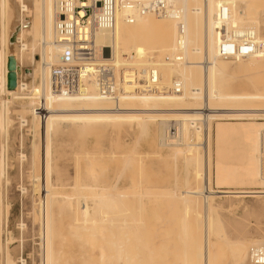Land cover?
Returning a JSON list of instances; mask_svg holds the SVG:
<instances>
[{"label":"bare ground","instance_id":"1","mask_svg":"<svg viewBox=\"0 0 264 264\" xmlns=\"http://www.w3.org/2000/svg\"><path fill=\"white\" fill-rule=\"evenodd\" d=\"M123 1L126 0H117L119 8L114 29L111 31H98L94 36L96 46L95 66L114 67L118 85L122 89L118 99L112 101L100 99L96 96L97 88L94 85V81L97 74L95 70H91L87 76L81 79L82 88L88 92L86 96L57 94L51 89L50 78L52 69L54 67H59L62 53V47L56 43L54 33L55 0H0V264H8L10 256V232L7 227L9 205L6 194L9 177L7 169L9 153L7 137L10 124V105L15 101L20 102L22 105L20 106L22 111H19V113H22L18 115V127L19 130L21 129L22 131L20 134L24 133L25 136H32L33 138V141L31 140L32 144L30 142L33 151V160L31 161L28 172H26L27 178L30 181H34L36 139L39 133L40 135L38 136H41V139L38 138V141L41 140V143H39L41 147L38 146V148H41L40 151L42 155V159H40L42 161V168L40 167L41 173L39 172L41 175L42 199L40 201V219H38L40 223L39 230L41 232V264H59L60 262L58 257L62 251H54L52 242L56 236L58 237L56 233H59V230L58 232L53 230L57 225V220L58 223L60 221L62 224L63 221L65 222V217L68 214L67 217L71 219H66L68 223L71 221L68 228L73 227L74 229L75 227L76 230V227H78L80 228L78 230H82V234H87L89 230L91 231L92 227H101H97L96 225L101 223L99 221L101 218L103 228V222L109 223V225L117 224L118 221L121 220L126 222L125 218L122 219L123 215L122 217L120 216L121 211L125 210L126 207V205L125 207L124 205L121 207V205L124 204L122 200H126L128 196V198H131L133 195H136V197L133 196V198L141 196H137L133 189L127 192L128 188L125 192L117 189L113 191L115 189L114 187L104 185H79L76 179L75 182L73 179V184H68L67 182L65 184L64 182L61 183L62 177L60 176L61 180L58 177V168H54V162L56 163V161H58L57 156H54V154L57 155L56 148H59L61 144L58 141V145V143H55V140H58V137L60 140V137L64 134L72 136L73 134H77V137L85 134H89L88 136H90L91 133L97 131L100 137V132H108L111 136L115 135L118 137L124 131L139 134L138 136L154 135V139L157 140V147L162 150L165 149L166 151L164 157L159 154L160 151L159 153H155V155H157L155 156L156 160H168L169 162L180 161L182 163L183 168H185L187 172L185 189L181 190L182 188L180 189V187L176 189L177 186L175 184L176 188L163 189V191H158L155 195L153 192L152 194L154 196L149 194L150 192L148 193V191L145 192L154 197L156 201L157 198H162L161 200L164 199V203L166 202L165 198H167V200H169L168 198L175 199L181 204L185 217L188 218L186 219L188 225L190 220H192V228L190 225L187 228L188 230L185 229L187 234L192 232L191 235H187L184 232L185 230L183 231L185 235H183L184 238L181 239V242H183L182 240L184 239L186 242L188 240V246L186 247V245L183 244L186 250H183L184 255L182 257L180 256L181 254H178L181 251V243L179 246L177 245L180 249L175 248L177 251L180 250L179 252H175L174 246H171L170 249L167 248V245V247L164 246L165 248L162 247L163 249H167L164 251H174L173 253L176 256H174V258L179 260L181 257L184 261L183 264H218L221 247L216 243L220 241L214 243L212 238L214 234H218L220 227V222L213 216V213H215V199H263L261 201V208L264 210V89L261 87L254 88L253 86H251L252 90L250 91L241 89L240 81L246 79V76L243 77L242 73L247 71L246 68L249 67L246 66V70H244V65L240 66L241 63H237L240 56L242 58L245 57L241 55L244 51L243 48H239L240 46L234 47L232 45L233 43H231V39L235 35V32H237L236 34L239 36V34L241 35L240 32L246 31L244 28H238L241 24H239V21L241 22L246 19L244 16L246 13L244 11L246 9L243 11L244 14L241 12L243 9H240L241 11L238 10L243 7L245 3L238 2L242 0H165L169 7V13L159 16L156 14L141 15L136 10L127 9L123 6L120 7V3ZM255 1H253V6L251 7L253 10L254 7H256L258 13L255 19L253 18L254 23H252V26H255V23L260 24L264 22V7H262L264 4L262 5V0ZM254 3H258L259 7L257 8V5L254 6ZM234 11L238 14V16L235 15V19L233 18ZM221 14L227 18L224 30L218 29L217 17ZM239 14H242L245 19ZM128 17H130V19ZM13 19H15L16 22ZM233 19L234 22L237 19V26L235 23L233 24ZM12 20L15 22L13 27L11 26ZM246 22L249 24L248 21ZM247 23L244 22L240 26ZM235 26L237 30L241 28L242 31L241 29L240 32L234 31ZM254 29L256 30V27H254ZM260 30L259 27L258 31ZM255 32L257 33V30ZM263 32L264 31H261V33ZM14 35L15 40L11 43L10 39ZM253 35L256 36L255 38L257 39V37L260 38L258 35L261 34L255 35L254 33ZM262 36L263 34L260 39H264ZM234 37L233 39L236 38ZM12 45L17 48L15 53L9 50ZM9 57H13L16 62L14 68L16 73V88L14 90L7 89ZM244 60H247L246 57ZM23 61L29 63L30 67L31 64L33 66L31 70L25 71L26 75H24ZM242 68L244 70L243 72ZM148 69L156 70L157 78L154 87L151 86V82L146 74ZM23 77H29L30 82H24L25 79L23 80ZM246 80L249 79L247 78ZM247 85L251 84L248 82ZM151 88H155L156 90ZM27 137L25 138L22 136V140L19 139L18 143L21 141L20 144L23 145V143H26L23 142V139L26 141ZM111 140L114 141V143L118 142L115 141V139ZM134 142L136 143L137 141ZM114 143L115 149L117 148V143ZM137 143L134 145H137ZM55 144H57L56 148H54V146H56ZM133 147L131 151H133ZM88 155L91 157L92 154ZM88 155L83 157L86 158ZM18 156L21 162L25 160V155L19 154ZM38 156L40 158V155ZM122 156L124 155H121V157ZM53 157H56L55 159L57 160L53 159ZM145 157L146 155L143 158ZM101 158L100 156V159ZM111 158H114V155L111 156ZM124 158H126V156H124ZM127 159L126 161L124 160V162L130 165L131 160L129 161ZM145 160L147 159L145 158ZM139 161H141V159ZM168 161L164 163L163 167H166L165 165L169 163ZM127 163H124L125 166H122V170H124V167L126 168ZM168 167L169 166L166 168L168 169ZM164 169L165 168H163V170ZM174 170L176 171V168ZM54 171H57L55 175H58L57 179L55 176L54 181H52L53 173H55ZM175 171H173V173ZM117 173L119 175V172ZM174 174L173 177H175ZM118 175L116 176L119 177ZM121 175L122 174H120V176ZM116 176L115 179H118ZM164 180L166 181V179ZM176 180H178V178H176ZM174 181L175 179L173 182ZM139 186L138 182L137 187ZM141 187L143 189V186H140V192L142 190ZM21 191L22 194L26 192L24 188H21ZM76 191H78V193H75ZM132 192L133 195H131ZM128 193L131 194L128 195ZM145 196L147 197V195ZM141 197L139 198L141 199ZM146 197L143 196L142 199ZM152 197L148 196L149 200H151L150 198ZM140 199L138 200L140 201ZM119 200L120 203L123 202L121 205L118 204L120 205V213L117 211L114 212H116L120 220L115 221L114 212L112 213L111 211L115 208L114 206H116L115 202L117 201L116 203H118ZM133 201L131 200V202ZM139 201H137V205H139ZM153 202H155V200H153ZM168 202L169 205H173L171 207L175 208V202L171 200ZM142 204L143 203H141L140 206H142ZM166 205L170 207L168 204ZM56 208H58L59 213H67L63 215L64 218H62L63 216H58L59 219L62 218V222L58 218L56 220V215H53V210ZM121 208L124 209L122 210ZM131 208L133 207L131 206ZM175 209H177V207ZM132 210H126L129 212L126 215L129 217V220L127 219L128 222L131 221V223L129 222L130 224H132V221L135 219L131 220L130 218L129 214L135 217L134 214H132ZM167 210L172 211L169 209ZM126 211L124 212L126 213ZM54 213H56V211H54ZM108 214L113 216L111 217ZM126 215H124V217ZM107 217H109L108 219L112 218V221L114 220L115 223L107 220ZM139 219H137V223ZM55 220L56 225H54ZM172 220L171 223H173L174 220L177 221L175 217H173ZM125 222H123V225L126 226L128 222ZM180 222H182V220ZM119 223L117 225H119ZM129 223L127 224L128 229L126 230L130 228ZM137 223L134 225L136 228H139H137V232L139 230V235L135 234L137 237L131 235V232H135L136 230L133 224L132 227L134 229L131 227L132 230L130 228L129 232H131L128 234L134 236L135 239L127 235L126 230H124L125 228L123 229L124 231L120 228L125 232V235L123 233L121 234L126 236L125 240H123V236H121L120 239L123 238L122 241H126L127 243L128 241H132L133 245L135 244L134 242H136L135 240H137V244H135L136 247L134 246L137 250L141 248L140 245L142 246V243L145 245V248L147 246L149 248L150 246L143 242V239L147 242V240H149L147 239L148 237L140 238V236H144V233L146 235L145 228L147 224L145 225L143 223V225H141L142 223H138V225L140 224L141 226H136ZM182 224L183 223H181V226ZM94 225H96V227ZM109 225L108 227L111 226ZM123 225L121 224L120 227H124ZM184 225L186 226L187 224ZM185 226L182 227L185 228ZM22 227L23 224L21 223L17 225L18 229ZM162 227L165 226L162 225L161 228ZM60 228L59 226L58 229ZM103 228H100V231H104L107 227L105 226V228ZM111 228H114V226H111ZM189 228L192 229L191 232ZM117 229L116 233L119 231V226ZM109 230L112 231V229ZM90 231L89 233H92ZM105 231L104 233H106V236L108 234L111 236L113 235L111 231L109 233ZM140 231L143 234H141ZM150 231L157 233L158 229H150ZM53 234L56 236L54 237ZM181 234L182 233L179 234L180 236L176 235L178 236L177 240L182 237ZM127 236L128 241L126 240ZM71 238L76 237L73 236ZM116 238L118 239L119 237L114 238L113 236L111 239L113 243L109 241L113 244V248H115L114 243H117L115 242L117 240ZM55 239L61 240L62 238ZM77 239L79 238L77 237ZM141 239L143 241L140 244ZM59 240L56 241L58 242ZM65 240L63 239L61 243L58 242L60 246L62 242L63 244L65 243ZM224 242L231 249L234 260L240 264L245 262L247 252L249 253V262L251 263V250L254 248H264V242H261V240L260 242L258 240H252L244 243L229 241L226 238ZM118 244L119 243L116 245L117 249H119V247L121 248L124 243L120 241V244ZM221 244L224 245L223 241ZM60 246L58 248L62 249ZM124 246L125 245H123V247ZM154 247L155 246H153V248ZM125 248L126 247H124V250ZM153 248L149 249L152 251ZM162 248L161 250H163ZM143 249L142 247L141 252L132 249L134 252L137 251L136 255L139 254L138 256H142L141 258L139 257L140 260L143 259V256L146 258L148 256L145 254L147 250L144 249V252H142ZM121 250L119 249L116 253L114 252V257L116 254V259L118 260V262L114 260L116 264L125 258V256L122 255L124 250H122V252ZM227 252L228 251H226V254ZM156 253L159 254V252ZM163 254L165 255L167 253H163L162 251L160 255H157L158 257L160 256L158 258L160 259L158 260V263L160 261L159 264H161V257L164 256ZM177 254L180 256L179 258ZM136 255L134 254L133 258L139 261L138 256L135 258ZM149 256L151 260H149V257L146 262L142 260L143 262L141 261L140 263L148 264V260L155 261L156 256H151V254ZM62 257L63 256H61V258ZM110 257L113 258L112 255ZM224 257L225 256H223V258ZM133 258L131 257V261H134ZM70 260L69 258V261ZM26 261L27 260L23 257H17V262L20 264H24ZM125 261L128 264L127 257ZM131 261L129 262L130 264L133 263ZM154 261L152 264L155 263ZM72 263L71 261V264ZM180 263L182 262H178L177 264Z\"/></svg>","mask_w":264,"mask_h":264},{"label":"rangeland","instance_id":"2","mask_svg":"<svg viewBox=\"0 0 264 264\" xmlns=\"http://www.w3.org/2000/svg\"><path fill=\"white\" fill-rule=\"evenodd\" d=\"M242 1H244V2H242ZM242 1H238V2H241L243 4L245 3V4L243 7L239 6L241 8H239L238 10L241 11L240 9H243L241 11L243 14H244V12H246L244 14L246 19L242 14L241 15L239 14V15L243 16L244 19L249 22V24L243 19H242L243 21H241V22L238 20L239 24L240 23L242 24L244 22L247 24H243V26H240L241 25L240 24L238 26V28L239 27L244 28V30H246V31L240 32L241 28L239 30H237L236 26L238 25V23L236 24V22H237L238 18L234 22V19H235L234 17L238 16V14H236V12L234 11V13H233V15H234L233 16V18H234L233 24L234 23L236 24L234 31H239L241 33V35L239 34V36L241 38H243V40H245V41H249L252 43H258V41L260 40L259 43L264 42V39H260L262 34H263L262 37H264V32L261 33V31H264V28H262V27H264V22H262L260 24L255 23V26L254 25L252 26V23H254L253 18L255 19L256 14L258 13L256 7H254V10L251 7V6H253L252 3L255 0H252V1L242 0ZM255 2H257V1H255ZM261 2L263 5L264 4L263 0ZM246 4H247V6H246ZM256 5L258 8L259 4L257 3L254 6H256ZM260 5H261V3H260ZM237 6H236V8H237ZM262 7H264V5ZM234 10H237V9H234ZM243 17H241V18H243ZM251 19H252V21H251ZM13 20L15 21V19H13ZM13 20H12V25H11L12 27L16 22V21L14 22ZM250 22H251V24H250ZM261 25H263V26H261ZM254 27H256L257 33L255 32L256 30L254 29ZM259 27L261 29L260 31H258ZM241 31H242V29H241ZM236 33L237 32H235L236 36L235 35L234 36L236 38L240 39V37ZM242 33H243L244 37H243ZM254 33H255V35L261 34V35H258V36H260V38L257 37L258 41L255 38L256 36L253 35ZM233 37L231 39V43H233L232 45L234 47H239L236 44V42L234 41L235 39H233ZM243 40L240 39L239 43L241 44L243 42ZM242 48H243L244 52L241 55L245 56L247 60H244L245 57L242 58L240 56V58H242V59L239 58V60H237V63H241L240 66L244 65V70L247 69V71L243 72L244 70L242 68L243 73L242 72L241 73L243 75L242 74L241 75L243 77L246 76V79L248 78L249 80L245 79L246 81L245 80L240 81L241 89L250 91V90H252L251 86H253L254 88L255 87H261L262 89H264V54L260 55V56H258L259 54L253 55L250 52V48L247 49V48L243 47V45H241V49ZM9 50H10V52L15 53L17 51V48L12 45ZM258 57H260V58H258ZM243 60H244V63H243ZM246 61L250 65H248ZM26 63H27L26 61H23L24 75H26V72H25L26 70L29 71L33 68L32 64L30 67V64L29 63L26 64ZM245 63H246V65H245ZM246 66L249 68L245 69ZM247 75H248V77H247ZM23 80H24V82H30L29 77H26V78L23 77ZM248 82L251 85H247ZM20 106H22L21 103L16 102V101L10 105V124H9L8 137H7V139H8V141H7L8 142V151H9V153H8V161L9 162L7 161V169H8V176L9 177H8V186L6 189L7 202L9 205V208H8L9 216H8L7 227H8V230L10 232V241H9L10 256H9L8 264H20L17 262V257H23L24 259H26L27 261L24 264H41V239H40L41 232L39 230L40 229V225H39L40 223L38 221V219H40V214H39L40 212L39 211H40V203H41L40 201L42 199L41 175H40L41 168H42L41 167L42 161L40 159H42V155H41V151H40L41 148L40 149L38 148V146L41 147L39 144V143H41L40 142L41 140L38 141V138L41 139L40 138L41 136H38V135H40V133H39L37 135V139H36V144H35V155H36L35 160H36V162H35V168H34L35 170H34V174H33L34 175V181H30L27 178L26 172H28V170L31 166V161L33 160V154H32L33 151L31 149V144H32L31 140L33 141V138H32V136H28L29 137V139H28V137L25 136L24 133H23L24 135L20 134V133H22L21 129L19 130V127H18L19 126L18 115L22 113V112L19 113V111H22V108ZM96 132L91 133L90 136H88L89 134L88 135L87 134L81 135L82 138H81V136L77 137V134H73V136L64 134L63 136L60 137V140H59V137H58V140L57 139L55 140V143H58V145H59V142L61 143L59 145V148L57 147V144H55L56 146H54V148L57 147L56 148L57 152L54 150L57 155L54 154V156H57L58 161H56V163L53 161L54 162V168L55 167L58 168L57 170H58L59 175L58 174L57 175H58L59 179L62 177V180L60 179L61 183L64 182V184H65L67 182L68 184H73L75 182V179H76V182H78L79 185H96V186L97 185L98 186L104 185V186H108V187H114L115 189L113 191H115L117 189V190H121V191H125V192L127 191V188H128L127 192H130L133 189L134 193H136L137 196L143 195L144 197H146L145 195H147V197H146L147 199L146 198L142 199L143 196L142 197L139 196V197H141V199L139 197L133 198V196L136 197V195H133V192H132V194L130 193L131 195H133V196H131V198H128L129 197L128 196L127 199L125 198L126 200L121 199L122 201H124V204H122L123 202L120 203V200L118 201V203H116L117 202L116 201L115 202L116 206H114L115 204L113 206L115 208L116 207L117 208L116 209L114 208L111 212L113 213L114 211H117L120 213V207L119 206L122 204L121 207L123 205L125 207V205H126L125 210H123L124 208H121L123 211H121L120 216L122 217V215H123L122 219L125 218L126 222H128L129 217L126 214H128L129 212L126 210L130 209V211H131L133 209L132 214H134L135 217H132L131 214H129L131 220H133L135 218L134 221L136 222L137 219L140 218L141 220L139 219L138 223H142L141 225H143V223L145 225L147 224V226L145 228L146 230L144 229L146 231L147 236L145 235V233L143 234L140 231V233L144 235V236H140V238L141 237H145V238L148 237L147 239H149V240H147V242H146L145 239H143L144 241L141 239L140 244L143 241V242H145L144 244H146V245L148 244L150 246L149 248H153V246H155V247L151 251L148 248V246L145 248V245H143V243H142V246L138 243L141 247V248H138V250H139L138 251L137 248H135L136 247L135 244H137L136 243L137 240H135L136 242H134L135 243L134 245H133L132 241L131 242L128 241V236L131 238L133 237V239H135L134 236L139 235L138 234L139 230L137 232L138 227L136 228L134 225L137 222L135 223L134 221H132V224L134 222L133 227H135L136 230H135V232H131V231L130 232H131V235H134V236L128 235L130 233L129 230L132 227V224H130L131 221H129L130 223L128 222L131 225V226L129 225V227H130L129 230H126V229H128V227H127L128 223H126L124 220L118 221V223L120 222L123 225V222H125L126 226L123 225L124 227H120V225H121L120 223H119V225H117L118 223L112 224V225L110 224L112 227L114 226V228H111L109 223L103 222L104 228H105V226L107 227V228H105L107 233H109L111 231L109 229H112L111 233L113 235L111 236L108 234L106 236V233H104L105 230L100 231V228L101 229L103 228V226H102L103 224L101 221L102 218L97 216L98 218H101L99 220L101 223L98 221L100 224H96V225H97V227H100V226L101 227L100 228L92 227L91 231L89 230L92 233H89V231H88V233L84 232L87 234H82L81 233L82 230H78V229H80L78 227H76V230H75V227H74V229H73V227L68 228L69 223L71 221H69V223H68V221L66 219L71 220L70 217H67L68 214L66 212L65 213L67 215L64 212L59 213L58 208H56L53 210V215L54 214L56 215L55 216L56 220H57V218L59 219V217H62L64 214L67 217V218L65 217V222L64 221L62 222V218H64V216L61 219H59L62 222V224H61L59 221V223H60L59 226L61 227L60 229H58L59 226L57 227V225L59 224L58 220H57V222H56V220L54 221V225L57 224L55 226V228L57 227L56 228L57 231L55 230V228L53 230L55 232H58V230H59V233H56L58 235V237L55 234H53V235H54V237L56 236L55 238H62L61 240L54 238V240L52 241L54 251H58V252L62 251L58 257V259L60 261L59 264H61V263L64 264L65 261H66L65 264H71V261L73 262L72 264H116L115 261L118 262V260L116 259L117 258L116 254L114 257V252L116 253V251H118L119 249L121 250L123 245H125L124 247H126V248L124 250V247H123L122 250H124V253L122 255H124L125 258L126 257L128 258V264H130L129 262L131 261V257L133 258L134 254L136 255L137 251L141 252L142 247L148 251V252L146 251V253H145L148 255V256L146 255L147 258L150 257L149 256L150 254H151V256L152 255L156 256L155 261L153 260L155 262L154 264H156V260H157V264L160 263V261L158 263V260H160L158 258L160 256L158 257L157 255H160L162 251H163V253H167V254H165V255L163 254L164 256L162 255L163 257H161V264H162V258H163V264H172V263L174 264V262H175V264H177L178 262H182L180 264H183L184 261H183V259H181V257L184 255L183 250L185 251L186 247L188 246L187 245L188 240L186 242V240L184 239V240H182L183 242H181V239H183L184 238L183 235H185V234H183V231L185 229H187L190 225L192 228V226H193V224H191L192 220H190V218H189L190 223L188 225V223H187L188 221L186 220L188 218L185 217V214H184V211H183L181 204L178 201H176L175 199L168 198L169 200H167V198H165L166 202H167V203L166 202L165 203L169 205L168 201L171 200V201L175 202L174 206H175V208L177 207V209H175L174 207H171V206H173L171 204L169 205L171 208L168 207L164 203V201H163L164 199L161 200L162 198H157V201H156V199H154V197H152V196H154L156 193H158V191L159 192L161 190L163 191V189L164 190L173 189L174 187L176 188V186H177L176 189H178L179 187H180V189L182 188L181 190L185 189V187H186L185 186L186 185L185 178L187 177L186 169L183 168V165L180 161L169 162L168 160H165V161L162 160V161H164V162H162V161H159L158 159L156 160L155 156H157V155H155V153H159V151H160L159 154L162 157H164L166 154V151H165V149L162 150L159 147H157V142H156L157 140L154 139V137H155L154 135H148V136H144V135L141 136L140 135V136H138L139 134H136V133L134 134L132 132H124L123 131L118 137L115 135L111 136L110 133H108V132H105L106 134L100 132L101 133V137H100L99 132H97V133ZM94 133H96V134H94ZM22 136L25 138L27 137V140L25 139L26 141H24V139H23V142H26V143H23L24 146L20 144L21 141H20V143H18L19 139L22 140ZM139 137H140V139H139ZM117 138H118V140H117ZM111 139H113V140L115 139V141H118V142H115V143H117L116 144L117 148L114 149V147H115L113 145L114 141H112ZM138 139H139V141H138ZM134 141L138 142V143L136 142L138 146L134 145V144H136ZM30 142H31V144H30ZM152 143H153V145H152ZM19 145L21 146L22 149L20 148ZM111 145L113 148L111 147ZM118 146H120V147H118ZM135 146H137V147H135ZM132 147L134 148L133 151H131ZM155 147H156V149H155ZM69 149H71V150H69ZM110 149H111V151L112 150L113 151L111 152ZM81 151H82V153H81ZM19 154L25 155L24 161L21 162L20 158H18ZM88 154H92L91 157L93 156L94 158L92 157L93 158L92 159L91 157H89ZM38 155H40V158ZM87 155H88V157H86V158L83 157V156H87ZM110 155L111 156L114 155V158H111ZM121 155L126 156V158H124V156L121 157ZM145 155H146L145 158L147 160H145V158H143ZM75 156H76V158H75ZM100 156L102 157L101 159H100ZM135 156H136V158H135ZM55 158L53 157V159H55ZM77 158L80 160H78ZM121 158H124V159H121ZM57 159H55V160H57ZM126 159L129 161L131 160L130 165H129V163L124 162V160L126 161ZM140 159H141V161H139ZM75 161H78L79 163L75 162ZM166 161H168L170 163V165H169V163L167 165H165L166 167L169 166L168 169L166 167H163L164 163H167ZM38 162H40L41 164ZM124 163L125 164L127 163V165H126V168L124 167V170H122L123 169L122 166L124 165ZM173 165H174V167H173ZM75 168H78V169H75ZM163 168H165V169L163 170ZM173 168L174 169L176 168V171ZM165 170L168 172H166ZM173 171H175L174 172L175 174L173 173ZM56 172L53 173L54 175L52 177V181H54L55 176H56L55 178L57 179V175H55ZM117 172H119V175ZM184 173H186V174H184ZM77 174H78V176H77ZM120 174H122V175L120 176ZM173 174L175 175V177H173ZM116 175H118L120 178L117 177ZM115 176L118 179H115ZM172 177H173V180L175 179L174 182L172 180ZM176 178H178V180H176ZM73 179H74V182H73ZM134 179H135V181H134ZM162 179L163 180L166 179V181L165 180L163 181ZM70 180H72V181H70ZM138 182H139L140 186H143V189H142V187H141L142 190L140 189L143 194L139 191L140 186L137 187ZM113 183H114V186H113ZM175 184H176V186H175ZM21 188H24L26 190V192L22 194ZM144 188H146V189H144ZM145 191H148V193L150 192L149 194H152L154 192L153 193L154 195L152 194V196H151ZM67 192H71V191H67ZM144 192H145V195H144ZM75 193H78V191H76ZM130 194L128 193V195H130ZM148 196L152 197V198H150L151 200H149ZM134 199H136V200H134ZM138 199H140V201ZM152 199L155 200V202H153ZM131 200L132 201L134 200V201L131 202ZM262 200L263 199H251V198H242V199L219 198V199L214 200V211H215V213H213V216L215 219H217L220 222V227H219L218 234H214L212 238H213L214 243H216L217 241H220V242H217L216 244H218V246L221 247L222 251L225 249L223 252L221 250L219 252L220 257L218 259V264H240L234 260L233 255L231 253V249L225 244L224 239H226V238L229 241H239V242H244V243L252 241V240H254V241L258 240L259 242L261 240V242H264V210L261 208V201ZM137 201H139V205H137L138 204ZM141 203H143L142 206H140ZM118 204H120V205H118ZM152 205H154V206H152ZM131 206L133 208H131ZM118 207H119V209H118ZM143 207H144V209H143ZM164 207H166V208H164ZM173 208H174V211H173ZM167 209L172 210V211H168ZM140 210H142V211H140ZM54 211H56L57 214L54 213ZM124 211H126V213ZM111 212H110V214H111ZM119 213H118V215H119ZM115 214H116V212H114V217L116 219L113 217L115 219V221L120 220V218H118L117 214L116 215ZM175 214H177V215H175ZM178 214L180 215V217ZM124 215H126V216L124 217ZM109 216H111V215H109ZM138 216H141V217H138ZM173 217H175L177 219V221L174 220V222L171 223V220ZM108 218L109 217H107V220L112 221V218H110V219H108ZM181 220H182V222H180ZM55 222H56V224H55ZM176 222H178V223L180 222V223L178 224ZM20 223L23 224V227L21 229H18L17 225ZM66 223H68V224H66ZM112 223H115L114 220L112 221ZM138 223L136 226H141L140 224L138 225ZM181 223H183L182 226H185L184 224H187L185 226V228L181 226ZM96 225H94V226L96 227ZM108 225L110 227H108ZM162 225L165 227L161 228ZM118 226H119V231H118V233H116L118 230L117 229ZM142 227H144V226H142ZM181 227H182V229H181ZM120 228L122 230L125 228L124 230H126V233L128 235L127 239H126L128 241V243L126 241L123 242L122 241L123 238L120 239V237L123 236L121 234L125 233V232H123L124 230L122 231ZM132 228H131V230H132ZM191 228H189L190 232L192 230ZM150 229H152V230L158 229V232L153 233L152 231H150ZM142 230H143V228H142ZM184 232L186 233V230ZM180 233H182L181 234L182 237L179 238V240H177L178 236H176V235H179ZM191 233H188V234L186 233V234L191 235ZM73 236H75L76 238H71ZM113 236H114V238L119 237L118 238L119 240L116 238L118 241L116 240L115 242L120 244V241H121L122 243H124V244H122L121 248L119 247V249H117V246H116L117 243H114L115 244L114 246L116 249L113 248V244H111V243H113V241L111 242V239L113 238ZM77 237L79 239H77ZM123 237H124L123 240H125L126 236H123ZM131 238H129V239L132 240ZM63 239L64 240L66 239L68 243L65 240V243L63 244V242H62L63 245L61 244V246H60V244L58 242L61 243V241ZM56 240H59V241L57 242ZM21 241H23V242H21ZM222 241H223L224 245L221 244ZM20 242H21V244H20ZM91 243H92V245H91ZM180 243H181V245H180L181 249L178 247ZM183 244H185L186 247L183 246ZM129 245H130V247H129ZM139 245H138V247H139ZM59 246L62 247V249L58 248ZM164 246H166L169 249L171 248V246H174V249L179 248L182 252L180 250L177 251L176 249H175V252L176 251L181 252V253L180 252L178 253V254H181L180 255L181 257L178 254H177V256H178V258L180 257V259L182 261L180 259L176 260V258H174V256H175V254L173 253L174 251H172V250L170 251L169 249L168 250L170 252L164 251V250H167V249H163V248H165ZM160 247L161 248L163 247L162 248L163 250H161ZM183 247H185V248H183ZM147 248L150 250V254H149V250ZM112 249H114V250H112ZM132 249L133 250L136 249L137 251L134 252ZM144 249L142 252H144ZM226 249H228V250H226ZM122 250H121V252H122ZM226 251H228L227 254H226ZM111 252H112V254H111ZM156 252H159V254H157ZM111 255L113 256V258L110 257ZM128 255H130V256L132 255V256L130 257ZM138 255L139 254H137L135 258H137ZM141 255H143V254H141ZM222 255L225 256L224 257L225 260H224ZM226 255H228V256H226ZM32 256H33V258H32ZM61 256H63V257L61 258ZM139 257L140 256H138V258ZM69 258L71 259L70 261H69ZM125 258H124V260L120 261L118 264H125V263L127 264V262L125 261ZM140 258H139V261H138V259L133 258L134 261L132 260L131 262H133V263H131V264H138L142 260L144 262H146V260H147V258L145 256H143L142 260H140ZM170 258L173 260H171ZM149 260H151V257L149 258ZM148 261H147L148 264H152V262H153V261H149V262ZM164 261H166V262H164ZM144 264H146V263H144ZM243 264H251L249 262V253L248 252H247L246 260Z\"/></svg>","mask_w":264,"mask_h":264},{"label":"built area","instance_id":"3","mask_svg":"<svg viewBox=\"0 0 264 264\" xmlns=\"http://www.w3.org/2000/svg\"><path fill=\"white\" fill-rule=\"evenodd\" d=\"M121 6L136 10L141 15L162 16L169 13L165 0H126L120 3ZM118 8L117 0H55V40L62 47L59 67L52 69L50 78V87L55 93L86 96L88 92L82 88L81 79L91 70H95L96 96L112 101L118 99L122 89L118 85L115 69L111 66H95L94 42L96 32L114 29ZM217 19L218 29L224 30L227 18L221 14ZM240 39L234 40L239 48L243 45L247 49L250 48L253 55L264 54V42L252 43L243 40L240 44ZM146 74L154 87L156 70L148 69ZM250 259L253 264H264V248L252 249Z\"/></svg>","mask_w":264,"mask_h":264},{"label":"water","instance_id":"4","mask_svg":"<svg viewBox=\"0 0 264 264\" xmlns=\"http://www.w3.org/2000/svg\"><path fill=\"white\" fill-rule=\"evenodd\" d=\"M15 35L10 39V42H14ZM16 62L13 57L8 58V76H7V89L14 90L16 88V73H15Z\"/></svg>","mask_w":264,"mask_h":264}]
</instances>
